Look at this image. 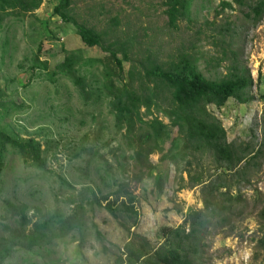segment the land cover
I'll list each match as a JSON object with an SVG mask.
<instances>
[{
	"label": "rangeland",
	"instance_id": "rangeland-1",
	"mask_svg": "<svg viewBox=\"0 0 264 264\" xmlns=\"http://www.w3.org/2000/svg\"><path fill=\"white\" fill-rule=\"evenodd\" d=\"M222 2L232 3L233 9L224 8ZM57 3L45 0L33 14L15 13L0 26V128L15 138L39 141L46 161V171H41L6 148L0 176V245L9 235L7 228L17 227L5 211V200L28 206V217L35 223L55 213L69 217L80 199L85 197L87 201L92 193L97 197L114 195L118 185H125L136 199L137 224L131 227V221L120 216L122 228L106 210L84 202L78 231L54 238L42 248L15 247L0 264H115L132 236L140 235L154 246L162 227L176 228L189 209L203 210L200 190H178L183 185L181 179L184 183L188 180L184 162H171L164 154H153L148 159L163 180L161 191L154 179L138 177L140 170L131 158L129 141L123 131L117 132L110 99L103 90V74L111 64L109 56L98 47L80 43L74 27L53 14ZM164 9L163 0H71L70 15L77 23L100 33L105 44L132 45L128 54L136 65L146 57L164 62L190 53L199 59L198 70L205 78L220 79L236 61L253 79L248 91L251 100L239 104L232 99L221 109L209 106V110L222 123L229 143L261 144L264 17L253 26L244 21L232 0H194L192 22H179L178 29L172 31L166 25ZM225 23H229L230 31L224 34L227 41L223 44V34L214 29ZM70 52L82 58L76 74L84 79L86 96H81L66 76H52ZM36 57L39 63L47 64L46 69L38 67ZM95 59L103 60V64L93 63ZM212 59L223 61L218 66ZM130 67L131 62L123 63L121 78L113 79L117 86L128 82ZM157 116L168 123L160 114ZM175 137L173 132L172 139ZM171 141L165 144L166 150ZM262 152L260 166L250 173L249 184L240 187L242 198L233 215L215 217L212 222L204 264H264L257 220L264 206V149ZM96 232L102 242L97 240Z\"/></svg>",
	"mask_w": 264,
	"mask_h": 264
},
{
	"label": "trees",
	"instance_id": "trees-1",
	"mask_svg": "<svg viewBox=\"0 0 264 264\" xmlns=\"http://www.w3.org/2000/svg\"><path fill=\"white\" fill-rule=\"evenodd\" d=\"M44 1L0 0L2 7L0 26L7 17L15 13L33 14ZM193 1L163 0L166 25L170 30L176 31L179 22L184 21L188 24L192 22ZM232 2L238 7L244 21L251 22L253 26L264 17V0ZM221 5L233 9L232 3L222 2ZM70 11L71 0H58L53 14L63 23L74 27L76 36L83 46L98 47L109 56L108 61L111 64L103 74V90L110 99V111L114 115L117 132L123 131L124 138L129 141L133 152L131 158L140 170L138 177L145 175L154 179L156 187L161 191L163 180L155 173V167L148 163L150 155L164 154L166 160L184 162V172L188 180L184 183L181 179L183 185H180L178 190L184 187L189 189L199 187L203 204V210L189 209L180 226L162 227L158 231V242L154 246L140 235L132 236L123 246L122 254L116 258L115 264H204L206 239L212 222L215 217L229 216L234 207L241 202L240 187L249 184L250 173L260 166L264 149V130L261 140L263 142L258 146L252 141L229 143L222 123L209 110V106L221 109L232 99L239 104L248 103L251 100L248 91L253 86L251 74L233 61L222 78L207 79L198 70L199 59L190 53L178 54L164 62L146 57L136 65L128 54V50L133 48L132 45H121L116 42L105 44L100 33L77 23L70 15ZM218 27L214 31L223 34L221 43L225 44L227 40L223 37L230 31L229 23ZM211 38L215 39L212 35ZM118 54L121 55V59L118 58ZM81 59L79 53H68L56 66L52 76L55 74L66 76L78 88L79 94L86 96L88 92L84 79L76 74L77 66L83 63ZM36 60L39 68H47L46 63H39L37 57ZM212 61L219 66L223 60ZM125 62H131L129 80L126 83L121 82L119 87L113 79L121 78ZM93 63L103 64V60L95 59ZM2 96L3 92L0 89V98ZM157 114L168 123H164ZM173 132H176L174 139ZM169 141L171 146L166 150L165 144ZM8 147L15 151L24 163L46 171V161L39 141L34 138L26 140L15 138L0 128V176ZM187 166L190 170H187ZM60 180L66 184L62 178ZM110 197L112 199H109ZM84 198L79 200L76 210L69 217L63 218L60 213H55L48 219L35 223L28 217V206L15 205L5 200L3 202L5 211L12 216L17 227L7 228L9 235L5 244L0 245V263L15 247L26 250L42 248L49 245L54 238L65 236L71 230L78 231L82 224L84 202L106 210L122 228L125 227L120 223V216L129 219L131 227L136 226L137 214L134 205L136 199L126 190L125 185H118L114 195L97 197L92 193L87 201ZM257 220L262 231L260 244L264 245V206L259 211ZM223 221L224 218L221 222ZM96 238L100 242L103 240L99 232H96Z\"/></svg>",
	"mask_w": 264,
	"mask_h": 264
}]
</instances>
